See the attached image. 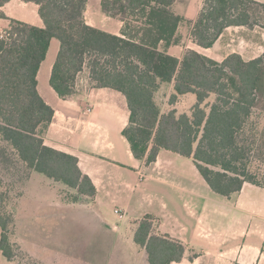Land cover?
Instances as JSON below:
<instances>
[{"label": "trees", "instance_id": "1", "mask_svg": "<svg viewBox=\"0 0 264 264\" xmlns=\"http://www.w3.org/2000/svg\"><path fill=\"white\" fill-rule=\"evenodd\" d=\"M9 1L0 0V18L10 21L0 31V137L28 170L75 191V200L96 196L78 157L46 145L43 137L54 109L38 90V72L57 38L52 88L62 98L73 96L79 75L87 70L95 88L122 93L130 111L123 135L146 168L168 150L192 159L217 194L231 197L245 183L264 187V173L252 168L264 160V140L251 121L264 98V52L251 60L234 52L223 61L191 48L181 59L170 54L185 21L173 11L176 0H102L104 13L124 22L121 35L87 23L89 0H22L38 6L44 27L7 17L2 7ZM231 26L264 29V3L203 0L191 35L199 46L211 48ZM164 83L173 84L170 105L196 95L190 113L161 110L156 93ZM212 96L214 101H208ZM13 224L0 203V251L8 260L15 257ZM134 240L145 250L148 264L181 262L186 252L182 241L156 232L151 215L137 222Z\"/></svg>", "mask_w": 264, "mask_h": 264}, {"label": "crops", "instance_id": "2", "mask_svg": "<svg viewBox=\"0 0 264 264\" xmlns=\"http://www.w3.org/2000/svg\"><path fill=\"white\" fill-rule=\"evenodd\" d=\"M92 1L89 0L86 9L87 23L121 35L124 22L106 15L101 9L102 0H97L98 5L92 4ZM256 1L264 3V0ZM30 4L34 3L11 0L2 10L9 18L44 27L36 4L32 8L34 13L25 11ZM17 5L22 11L21 16L16 14ZM100 14H103L104 25L113 19L118 20L117 28H100ZM196 18L188 21L184 17L185 21L178 29L180 42L168 48L170 54L181 59L185 51L191 48L223 61L234 52L240 53L245 60L254 59L264 52V29L244 26L228 27L213 47L203 48L195 43L191 35ZM4 20L10 22L0 18V31L9 26V23L2 22ZM187 21L190 27L184 28ZM55 39H52L47 57L38 72V90L54 109L53 120L43 137L46 145L78 157L81 169L92 179L97 189L96 196L83 201L82 206L109 209L108 206L112 205L114 212L115 209L122 210L125 219L131 203L138 198V201L147 202L156 232L178 239L186 247L182 261L172 264H264V187L245 183L240 192L231 197L221 195L223 199H218L213 195L217 193L201 182L197 185V182L188 179L183 182L180 177L174 178L171 170L174 163L164 156V150L160 151L156 163L146 168L144 161L134 156L123 135L129 123L130 111L122 93L110 88H95L88 71L79 75L77 92L71 97H60L51 85L50 89H41L40 77L49 53L55 56L51 63H46L45 75H48L50 84L52 68L60 49ZM173 47H179V50L171 52ZM164 88L173 93V84L164 83L161 89ZM39 174L33 172L31 178L44 184ZM142 174L145 178L141 177ZM49 179L51 181H46V189L48 192L50 190V196L40 195L45 211L56 206L51 201L57 188L55 183L66 188L64 184ZM149 179L154 182H147ZM153 189L157 192L152 194ZM88 215L93 217L96 213ZM132 225L135 232L137 222ZM119 228L116 226V230Z\"/></svg>", "mask_w": 264, "mask_h": 264}, {"label": "rangeland", "instance_id": "3", "mask_svg": "<svg viewBox=\"0 0 264 264\" xmlns=\"http://www.w3.org/2000/svg\"><path fill=\"white\" fill-rule=\"evenodd\" d=\"M202 3V0H176L173 10L188 21L194 20ZM92 4L98 5L97 0H93ZM34 5L26 6L25 11L34 13L32 11ZM16 8L17 16H21L19 5ZM102 17L103 14H100L98 19L100 28L108 30L117 28L118 20L113 19L104 25ZM188 21L184 28L190 27ZM2 22L10 23L6 20ZM187 32L188 30L186 34ZM54 41L60 45L58 39ZM178 50L179 47H173L171 52ZM53 58L55 56L52 57L49 53L48 60L43 66L40 84L44 91L46 87L50 89L48 75H45L48 65L46 63L48 61L51 63ZM170 96L168 88L160 89L156 93V101L163 112L176 108L178 114L190 113L192 104L197 101L196 95L190 93L179 99L175 105H170ZM214 99L215 96H212L208 101L212 102ZM251 119L253 123H257L258 137L264 140V98ZM260 147L264 148V142ZM164 151V156L174 163L171 169L174 178L180 177V181L183 182L188 179L190 182H197V185L201 182L205 187H209L192 159L172 151ZM252 168L253 171L263 174L264 160L256 161ZM32 173L18 160L15 150L9 143L0 137V203L3 212L12 215L14 219L10 229V241L15 251L13 260H8L0 251V264H148L146 252L135 242L132 230V224L149 215L147 202L141 199L138 201V198L131 203L129 214L123 219L115 214L112 205L108 206L109 209L83 207L82 200L74 199L75 191L61 188L62 186L55 183L57 188L51 201L56 206L53 205V209L48 208L45 211L40 195L50 196V190L48 192L46 189V181L51 180L39 174L45 181L44 184L40 183L39 180L31 178ZM138 182L142 183L140 180ZM147 182L154 181L149 179ZM155 191L157 192L153 189L151 193ZM137 195L140 196L141 193ZM213 195L223 199L221 195ZM88 213L96 215L92 217ZM116 226L120 227L119 230H116Z\"/></svg>", "mask_w": 264, "mask_h": 264}, {"label": "built area", "instance_id": "4", "mask_svg": "<svg viewBox=\"0 0 264 264\" xmlns=\"http://www.w3.org/2000/svg\"><path fill=\"white\" fill-rule=\"evenodd\" d=\"M141 177L144 178L143 174ZM115 213L119 216V218H124L125 216L121 209H115Z\"/></svg>", "mask_w": 264, "mask_h": 264}]
</instances>
